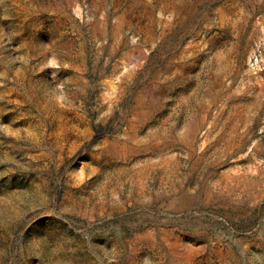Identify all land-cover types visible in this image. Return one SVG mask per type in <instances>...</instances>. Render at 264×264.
Segmentation results:
<instances>
[{
    "label": "rangeland",
    "instance_id": "1",
    "mask_svg": "<svg viewBox=\"0 0 264 264\" xmlns=\"http://www.w3.org/2000/svg\"><path fill=\"white\" fill-rule=\"evenodd\" d=\"M0 264H264V0H0Z\"/></svg>",
    "mask_w": 264,
    "mask_h": 264
},
{
    "label": "bare ground",
    "instance_id": "2",
    "mask_svg": "<svg viewBox=\"0 0 264 264\" xmlns=\"http://www.w3.org/2000/svg\"><path fill=\"white\" fill-rule=\"evenodd\" d=\"M219 19H220L222 26H224L226 21H227L225 16L223 14H221ZM250 40L248 38H244V32H243V34L239 33L238 36L236 37V42L231 47L233 55L237 54L239 50L245 51L249 45ZM249 47H250V45H249ZM240 57H241V55H240Z\"/></svg>",
    "mask_w": 264,
    "mask_h": 264
}]
</instances>
